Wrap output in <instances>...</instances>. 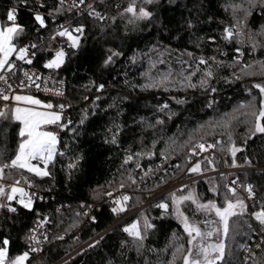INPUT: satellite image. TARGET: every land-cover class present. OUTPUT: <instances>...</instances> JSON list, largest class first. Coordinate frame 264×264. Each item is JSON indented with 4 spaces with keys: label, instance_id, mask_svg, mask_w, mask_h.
I'll use <instances>...</instances> for the list:
<instances>
[{
    "label": "trees",
    "instance_id": "trees-1",
    "mask_svg": "<svg viewBox=\"0 0 264 264\" xmlns=\"http://www.w3.org/2000/svg\"><path fill=\"white\" fill-rule=\"evenodd\" d=\"M132 2L97 0L101 20L89 14L67 16L70 7L60 0H0L2 25L8 23L7 12L15 8L17 22L24 28L16 44L32 41L38 51L36 64L47 57L44 41L57 22L69 21L74 33L83 28L82 34L76 32L79 47H70L64 63L55 70L66 79V94L57 104L68 105V111L61 120L67 127L49 126L58 131L50 174L40 177L26 170H5L7 180L23 173L42 192L32 210L0 197L6 205L0 208V244L9 240L10 258L29 250L27 237L48 216L47 239L40 251L30 252L26 264H173V254L174 264H183L188 237L173 214L170 192L118 223L123 215L111 211L108 187L121 186L129 194V209L134 210L175 183L201 173L226 165L264 166V134L252 135V113L259 111L262 99L254 85H264L258 63L264 62V35H260L264 0H135L137 10L142 7L151 13L144 19L125 12ZM235 5L240 7L234 11ZM37 14L44 18V27L34 19ZM225 28L242 32L248 44L245 59L253 67L241 71L246 65L240 63L236 50L245 45L224 39ZM249 33L255 35L256 47ZM109 56L112 61L105 64ZM200 58L207 64H200ZM209 71L211 77L206 75ZM150 78L163 82L144 87ZM20 126L18 121L0 120L3 162L14 157ZM200 143L215 145V155H193ZM233 146L241 149L235 156ZM129 155L133 159L125 163ZM197 163L200 171L190 172ZM229 178L240 186L236 196L229 192L224 173L185 185H193L202 200L224 205L226 197L241 196L245 202L243 214L230 219L225 253L217 264H264V225L253 215L264 210V169L235 170ZM248 185L253 187L251 198L245 190ZM164 200L169 202L167 213L156 207ZM184 208L192 222L200 223L203 214L195 205L188 201ZM145 217L154 227L138 253L123 229L135 219L142 225ZM258 231L262 239L246 261V250ZM98 235L94 243L81 247ZM180 245L185 251L178 253Z\"/></svg>",
    "mask_w": 264,
    "mask_h": 264
},
{
    "label": "snow or ice",
    "instance_id": "snow-or-ice-1",
    "mask_svg": "<svg viewBox=\"0 0 264 264\" xmlns=\"http://www.w3.org/2000/svg\"><path fill=\"white\" fill-rule=\"evenodd\" d=\"M22 2L26 3L27 0H22ZM61 4L64 3V0H60ZM84 0H80V3H83ZM146 3H152L153 0H145ZM252 0H249L251 3ZM240 5L234 6V11L236 8H239ZM91 8V5H89ZM247 12V10H245ZM126 13H130L135 19H144L151 15L149 11L145 8H139L137 10V6L135 4V0H133L132 4H130L126 9ZM91 15H95L98 19H104L100 13L95 12L94 10L90 12ZM7 21L10 22L9 25H0V71L5 69L7 65V70L12 71L15 68V63L9 62V57L16 53V59L23 60L26 63H31L30 59H25L28 54V49L26 47H19L17 48L15 40L21 36L24 31L22 25L17 22V10L15 8L9 10L6 14ZM34 19L39 23L41 27L45 26L44 18L37 14L35 15ZM133 21H130V23ZM75 32L82 34L83 28H76ZM59 36H66L69 41H71L70 47L77 48L80 44V37L74 36L72 32L68 29H64L63 31L58 32ZM260 35H264V32L260 33ZM243 34L239 30H234L232 28H225V35L224 39L226 40H233L237 39L238 42L243 43ZM248 38L252 41L253 47H256L255 44V35L249 33ZM35 47V45H32ZM240 52V49L236 50ZM65 51L61 48L59 51H56L54 57L44 65L45 68L48 69H58L64 63L65 58ZM114 55H118V53H113ZM191 55V53H189ZM242 55V53H241ZM215 59V58H212ZM112 61V56L107 57L105 60V64H108ZM239 62V61H237ZM200 64H207V60L204 58H200ZM260 63V67L262 69V73H264V62ZM253 67L252 65H246L241 71H246L247 68ZM195 73H193L194 75ZM251 74V73H250ZM26 77L31 81L32 77L29 76L27 72L24 73ZM208 77L212 76V72L209 71L206 73ZM37 79H40L37 77ZM167 77L165 76L163 80H166ZM190 79V77L186 78ZM0 80H6L4 76H0ZM156 82L150 78V83L145 84L144 87H156L159 86L160 83L163 82ZM36 88H39V84H35V81H32ZM206 81H201V84H205ZM21 87H24V82H21ZM31 86V85H29ZM191 87H195V85H190ZM255 88L259 89L262 99L261 105L258 112H253L252 115L255 117L254 129L252 130V135L256 133L264 134V85L262 84H255ZM11 88V85H9ZM100 88H103V85H100ZM49 91L48 89H45ZM215 91V89H212ZM56 95H63L62 92L57 90L55 92ZM0 99L4 101H8L10 97L8 95H4L0 93ZM11 99L15 101H23L26 104L40 106L45 109H52L54 106L51 103L42 104L39 99H35L32 96H22V95H15ZM182 102V101H180ZM60 111L59 112H50V111H39L34 108H26L16 106L14 108H9L7 105L0 107V120H14L18 121L22 126L19 128L18 137L19 143L17 145L16 152L14 157L8 161L3 162L0 160V181L6 178L5 170L6 169H18V170H26L29 173H33L36 176L44 177L48 176L50 173L48 171V165L52 162L55 154H56V143H57V135L52 131L44 130V125H57L60 128L67 127L65 124H61L60 121L62 120V113L65 108L63 104L58 106ZM167 107V105H164ZM241 108L245 107V105L241 104ZM163 110V109H161ZM159 122V121H158ZM225 127H228L227 122H225ZM113 143L116 142L115 137L112 140ZM208 148L215 147V145H207ZM198 148L200 151H205L206 147L203 143L197 144L192 151L193 155H196L195 149ZM241 151L240 148L233 146L231 149L232 155L235 156L237 152ZM139 155V154H137ZM133 157L129 155L125 160V163L132 160ZM33 161H37L39 163H33ZM211 162V161H209ZM41 164L43 165L41 167ZM72 165H70L71 167ZM190 172H199L200 171V164H195L191 169ZM21 184L20 180H16L13 185L10 186V191H6L5 186L0 183V197H4L8 201L16 200L23 208L32 210L33 207V198L35 196L34 193H29L25 191L24 187H20ZM249 197L251 198L254 195L252 185H248L245 189ZM182 191V189H181ZM229 192L232 193L233 196H236V189L229 188ZM109 197L112 196V193H106ZM130 199L128 196H122L120 198L113 199V204L115 207L111 209L114 214H119L126 210V202ZM171 202L174 205L175 215L178 219H180L184 232L187 234L188 240V248L186 250V254L183 256V264H217V261L223 259L224 255V248L225 245L221 243H205L208 238H211L214 233L219 234L218 228H212L208 231H202V229L195 223L189 221L188 216L184 215V212L180 210V205L183 204L185 201H192L193 204L197 205V210L204 211V212H211L214 211L215 215L219 218V222L223 225V234L227 236L229 228H228V221L229 218L232 216H237L243 214L246 209V205L244 200L240 198H236L233 202L232 199L226 197L225 204L223 206H217L214 202L209 201L207 204H201L198 202V198H196L191 192L188 195H181L179 197L176 196L175 193L171 194ZM6 207L5 204L0 203V208ZM156 207H159L167 213L168 210V203H160L157 204ZM239 209V212L237 211ZM11 212H15L16 208L9 207L8 209ZM87 215V213H84ZM255 219L259 221L262 225H264V210L253 213ZM93 220L95 217L92 218ZM47 221H41V224L46 223ZM215 223L214 221H205L206 226H210L211 224ZM40 225H38L39 227ZM152 225L147 217L144 218L143 224L139 221L133 223L130 227H125L123 229L133 240V244L136 246L137 252L139 253L140 250L143 248V241L146 238V234L149 229L153 228ZM35 230H33L34 232ZM58 239H63V237H57ZM30 247L29 250L24 251L23 253L16 255L13 258H9L8 256V245L9 240L5 238L0 244V264H26L29 259L30 252L39 251V249L35 246L36 244L40 243V240L35 235H30L27 237ZM45 239L47 237L45 236ZM95 245H90V247H94ZM185 249L183 245H180L176 248V252H184ZM215 254V255H213ZM175 254H173V264L175 261Z\"/></svg>",
    "mask_w": 264,
    "mask_h": 264
},
{
    "label": "built area",
    "instance_id": "built-area-1",
    "mask_svg": "<svg viewBox=\"0 0 264 264\" xmlns=\"http://www.w3.org/2000/svg\"><path fill=\"white\" fill-rule=\"evenodd\" d=\"M66 5L70 7V10L66 13L67 16L69 15H76V16H82L85 14H90L93 10L96 12V4L97 0H84L83 3H80V0H64ZM89 5H91V8H89ZM259 12L260 9H257ZM60 20V19H59ZM64 29H68L70 32H73L69 29V21L65 20L63 21L60 20L55 24V27L53 30L50 32L48 39L44 41L45 45V52L47 53V57L43 60L42 64H36L35 60L38 56V51L36 46L32 47L33 44L32 41H24L21 42L17 45V48L19 47H26L28 49V54L26 56V60L30 59L32 62L26 63L23 60H18L16 59V53H13V55L9 58V62L15 63V68H13L12 71L7 70V65L5 66V69L3 71H0V76H4L6 80H0V93H3L4 95H8L10 99L8 101H4L0 99V107H3L5 105L9 106L11 102L12 96L17 92H28V93H33L37 95H41L45 97V100L47 103H51L56 107H53L52 109L56 111H60L59 105L63 103L57 104V100L61 99L65 96L66 94V79L65 77H60L55 74L56 69H48L45 68L44 65L48 63L53 57L56 51H59L61 48L65 51L67 54L68 49L70 48L71 41L68 40L66 36H59L58 32L63 31ZM74 33V32H73ZM76 33V32H75ZM245 46L243 48H240V52H237V58L240 59L241 63H247L246 54H247V47L248 44L247 42L244 43ZM249 53L251 50L248 51ZM242 53V55H241ZM66 57V55H65ZM65 59V58H64ZM27 72L29 76L32 77V80L30 81L28 77L24 75V73ZM39 77L40 79H37ZM24 82V87H21V82ZM32 81H35V84H39L40 87L36 88L35 85L32 83ZM9 85H11V88H9ZM31 85V86H29ZM45 89H48L49 91H46ZM59 90L60 92L63 93V95H56L55 92ZM64 105V104H63ZM65 106V105H64ZM68 105L65 106L62 115H66L68 111ZM206 147L205 151H200L198 149L197 156L200 158L203 155L207 156H214L215 155V150L212 148H208L207 145H210L209 143H203ZM260 169L261 167H252V166H242V167H229V166H224L222 168H217L213 169L211 171L201 173L199 175H196L187 181H191L197 178L205 177L208 175H213V174H219V173H224L227 175L229 179V186L233 187L235 189H239L240 186L237 185L236 181L233 179L229 178V173L235 170H240V169ZM146 170L143 171L142 175L145 176ZM16 180H20L21 184L19 185L20 187H24L25 191L29 193H34L35 196L33 198V201L42 196V192L36 184L33 181H30L25 174L21 173L19 177ZM15 180V181H16ZM14 180L10 181L11 185L14 184ZM112 193V196L109 197L107 195V200L111 202L112 207H115L113 204V199L115 198H120L122 196H125L126 192L123 190V188L116 189L113 191H109ZM108 192V193H109ZM247 197H249V194L247 193ZM254 202H257V199L254 200ZM48 216L44 221L48 220ZM40 226L33 229L35 230L34 232L32 231L31 235H35L39 240L40 243L36 244L35 246L39 249V251L42 248V244L45 241V225L46 223L39 224ZM263 233L261 231L257 232V236L253 239V243L247 248L246 250V256L245 259L247 261L248 255L252 253L254 248H257L259 245V242L262 239ZM99 236V235H98ZM89 242V241H88ZM87 242V243H88ZM89 245V244H87ZM84 247V245H83ZM63 260V259H62Z\"/></svg>",
    "mask_w": 264,
    "mask_h": 264
},
{
    "label": "rangeland",
    "instance_id": "rangeland-1",
    "mask_svg": "<svg viewBox=\"0 0 264 264\" xmlns=\"http://www.w3.org/2000/svg\"><path fill=\"white\" fill-rule=\"evenodd\" d=\"M10 24V22H8L7 24H5V25H9ZM0 25H2V22H1V20H0ZM72 34L74 35V36H79L78 34H76V33H73L72 32ZM246 42V38H244V42H243V45L242 46H244L245 43ZM15 43H16V40H15ZM18 44H16V46H17ZM240 49V48H239ZM13 55V54H12ZM11 55V56H12ZM10 56V57H11ZM9 57V58H10ZM65 60V59H64ZM241 63V62H240ZM242 64V63H241ZM249 64V62L247 61V63H244V65H248ZM20 93H22L23 95H26V96H32V97H34L35 99H39L41 102H42V104H47L46 103V100L43 98V97H41L40 95H37V94H33V93H28V92H21V91H17L16 93H15V95H18V94H20ZM13 97V96H12ZM60 123H61V121H60ZM22 126V125H21ZM20 126V127H21ZM49 126H53V125H44L43 126V128H44V130H47V131H52V132H54L56 135H57V143H56V152L58 151V131L55 129V128H53V127H49ZM56 155V154H55ZM54 158H55V156H54ZM53 158V159H54ZM33 163H39V162H37V161H33ZM43 165L41 164V167H42ZM49 166V165H48ZM259 167H261L260 169H264V166L262 167V166H259ZM48 171H49V168H48ZM7 179H9V178H5L4 180H2V181H0V183H2L4 186H5V189H6V191H10V186H11V183H10V181H12V180H7ZM14 181L16 180V178L15 179H13ZM188 179H185V180H182V181H180V182H177V183H175L174 185H172L170 188H168L166 191H164V192H162V193H159V194H157L156 196H154L153 198H151L150 200H148L146 203H144L143 205H141V206H139L138 208H135L134 210H132V209H129V207H128V201L126 202V210L125 211H123V212H120L119 214H121V215H123L122 216V218L120 219V220H123V219H127V218H129L130 216H132L135 212H138V211H140L141 209H143L146 205H148L149 203H151V202H153V201H155L159 196H161L163 193H169V199H170V197H171V194L172 193H175L176 194V196L177 197H179V196H181V195H188L190 192L196 197V198H198V202L199 203H201V204H207L209 201H212V202H214L217 206H223V205H220V204H218L215 200H213V199H208V200H202L200 197H199V195L197 194V190H196V188L192 185V186H186L185 185V183H187V182H189V181H187ZM115 187H117V186H109L108 187V192L109 191H113V190H116V189H120L119 187H121V186H119V187H117V188H115ZM124 187V186H123ZM231 188H233V187H231ZM181 189H182V191H181ZM237 194V193H236ZM126 196H128L129 197V194L128 193H126L125 194ZM236 198L237 197H234V198H232V200H233V202L236 200ZM238 198H240V199H242L243 200V198L241 197V196H239ZM186 202H188V201H185L183 204H181L180 205V210L181 211H183L184 212V215H186V216H188L187 215V213H186V211H185V208H184V205H185V203ZM189 202H191L192 203V201H189ZM161 203H168V205H169V202L167 201V200H164V201H162ZM171 204H172V202H171ZM193 204V203H192ZM193 205H195V207L197 208V205L196 204H193ZM172 210H173V214L175 215V210H174V205L172 204ZM237 211L239 212V209H237ZM201 212V214H203V217L201 218L202 220L200 221V223H195V222H192L191 221V219L189 218V216H188V218H189V221L190 222H192V223H195V224H197L201 229H202V231H208V230H211L212 228H218L220 231H219V234H216V233H214V235L211 237V238H208V240L205 242V243H211V242H213V243H223L224 245H225V248H226V243H225V235L223 234V225H222V223H220L219 222V218L215 215V212L214 211H211V212H204V211H200ZM175 217L177 218V216L175 215ZM178 219V218H177ZM230 219H231V217L229 218V221H228V228H229V222H230ZM179 220V222L181 223V221H180V219H178ZM138 220L137 219H135L134 221H132L130 224H129V226L128 227H130L133 223H135V222H137ZM205 221H214L215 223H213V224H211L210 226H206V224H205ZM182 224V223H181ZM100 236V235H99ZM99 236H96V237H94V238H92V239H90L89 240V242L87 243V244H92V243H94V241H96L97 239H98V237ZM86 245V243L84 244V246ZM81 247H83V245L81 246ZM81 247H79V248H77L75 251H73L71 254H69L68 256H71L74 252H76L77 250H79ZM225 248H224V253H225ZM19 255V254H18ZM213 255H215V254H213ZM8 256H9V254H8ZM68 256H66L64 259H66ZM10 258V257H9ZM63 259V260H64ZM62 261V260H61ZM60 261V262H61ZM172 261V260H171ZM27 263V262H26ZM58 264V263H57Z\"/></svg>",
    "mask_w": 264,
    "mask_h": 264
},
{
    "label": "crops",
    "instance_id": "crops-1",
    "mask_svg": "<svg viewBox=\"0 0 264 264\" xmlns=\"http://www.w3.org/2000/svg\"><path fill=\"white\" fill-rule=\"evenodd\" d=\"M18 95H22V96H26V95H23L22 93L18 94ZM15 96V94L13 95V97ZM47 103V102H46ZM16 106H20V107H26V108H34L36 110H39V111H50V112H58L54 109H45V108H42L40 106H36V105H30V104H26L25 102L23 101H15L14 99H11V102H10V108H14Z\"/></svg>",
    "mask_w": 264,
    "mask_h": 264
},
{
    "label": "water",
    "instance_id": "water-1",
    "mask_svg": "<svg viewBox=\"0 0 264 264\" xmlns=\"http://www.w3.org/2000/svg\"><path fill=\"white\" fill-rule=\"evenodd\" d=\"M124 220H126V218H125V219H123V220H120L118 223H121V222H123ZM211 243H213V242H211Z\"/></svg>",
    "mask_w": 264,
    "mask_h": 264
}]
</instances>
